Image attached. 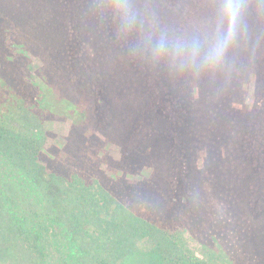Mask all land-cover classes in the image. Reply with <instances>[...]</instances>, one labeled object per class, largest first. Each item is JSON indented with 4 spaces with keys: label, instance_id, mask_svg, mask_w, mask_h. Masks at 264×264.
<instances>
[{
    "label": "trees",
    "instance_id": "1",
    "mask_svg": "<svg viewBox=\"0 0 264 264\" xmlns=\"http://www.w3.org/2000/svg\"><path fill=\"white\" fill-rule=\"evenodd\" d=\"M28 1L44 4L48 26L55 24L51 11L72 6L71 0ZM160 1L153 10L170 7L173 17H162L174 38L147 41L131 25L134 0L103 1L120 6L114 40H120L126 78L114 86L92 79L93 96L85 89L80 102L52 96L53 88L28 80V73L15 75L13 99L0 74V264H237L221 242L219 262L184 254L166 233L170 223L184 222L178 206L218 241L264 240V0H240L235 37L211 68L203 53L218 34L219 0H194L185 23L173 13L188 11L189 0ZM121 26L131 29L126 34ZM161 41L165 52L156 51ZM7 44L15 51L25 47ZM193 45L200 49L193 62L177 55V46L186 51ZM91 98L120 119V168L104 155V143H91ZM25 113L37 115L38 124L29 127ZM47 115L69 120L72 133L88 130L78 143L68 136L50 165L41 155L39 123ZM100 124L94 128L102 134ZM133 162L146 170L145 179L128 172ZM159 175L169 180L160 183ZM131 189L138 196L127 195ZM187 227L196 240H206Z\"/></svg>",
    "mask_w": 264,
    "mask_h": 264
},
{
    "label": "rangeland",
    "instance_id": "2",
    "mask_svg": "<svg viewBox=\"0 0 264 264\" xmlns=\"http://www.w3.org/2000/svg\"><path fill=\"white\" fill-rule=\"evenodd\" d=\"M103 1L71 0L70 5L72 6L67 9H61L62 6H60V12L51 11L55 24L48 26L50 24L45 20L50 18V14L45 11L46 7L43 3L39 7L32 5L28 0H0V74L7 81V85L13 89V99L18 88L15 83V75L23 77L28 73L30 75L28 80L44 88L48 86L53 88L52 96L53 93H56L58 98L69 97L74 103L80 102L85 89L89 95L93 96L94 92L91 88L95 82L92 79L103 82L106 78L104 83L110 82L109 85L114 86L115 83L126 78L121 73L125 61L120 54L122 48L120 40L119 42L114 40L115 37H119L117 34L118 31L120 32V25H122L121 14L116 13L120 10V6L117 5L116 8L115 5L120 3V0H114L117 3L112 9L110 6H105ZM134 1L138 8L136 7L133 12L135 16L131 15V25L136 27V33L141 39L147 41L146 38L166 36L170 25L165 23L162 14L166 13L165 17L172 18L170 7H163V11L158 8L157 12L153 8L157 6V3L163 6L160 0ZM189 1L190 3L186 6L188 11L185 9L181 13H173L178 19H184V23L193 11L189 7L194 0ZM198 1L208 3L211 0ZM106 2L109 5L112 0H106ZM128 11L129 8L123 10L124 13H128ZM69 21L74 23V28L68 24ZM110 22L114 23L112 32L107 29ZM60 25H62L61 28ZM121 28L123 33L131 29L127 26H121ZM176 32L179 33V30ZM170 35L174 38L172 34H168L166 37ZM7 40L16 43L22 42L25 47L16 49V51L9 49ZM5 47L7 48L5 49ZM108 71L112 73L109 74ZM117 92L120 94V91ZM96 101L97 99L91 98L88 102V105L93 104L90 107L94 120L87 128L92 131V137L96 139H92L91 143L94 144L97 141L101 144L104 143L106 145L103 149L104 155L112 164H118L114 166L120 168V141H122L120 137L123 135L120 132V119H114L110 112L104 109L105 106L102 108L95 106ZM25 114V120L29 127L38 124V118H35V116L38 117L37 115ZM98 116L102 117L101 121L97 120ZM110 120H113L112 124L104 123ZM39 123L40 129L45 133L44 154L41 155L47 165H50L51 159L57 156L60 149L66 144L68 136H73L78 143L83 141L84 136L88 133L87 129L85 131L79 129L72 133L69 120L51 115H47L45 120ZM95 124L96 126L100 124L106 132H102L103 135L95 132ZM86 131L87 133H85ZM136 165V162H133L131 171L128 170V172L136 176V180L147 177L146 170L140 169V172L135 168ZM122 178L130 180L125 172L122 173ZM164 179L169 180L165 175L157 177L160 183ZM132 194L138 196L139 192L131 189L127 193V195ZM176 211L184 213V222H181L182 224L180 222L170 223V226L166 227V233L178 242V245L183 248L184 254L195 256L204 261L219 262V252L223 249L222 243L225 247L224 251L230 252L229 257L231 260L235 259L237 264H264V240L261 238L260 240L248 238L242 245L234 240L218 241L212 236L205 235L202 227L204 223L198 220L199 218L191 216L187 207L178 206ZM262 225L264 226V220H262ZM187 226L195 228L197 235L203 233L200 236L206 240L203 243L196 240L190 234Z\"/></svg>",
    "mask_w": 264,
    "mask_h": 264
},
{
    "label": "clouds",
    "instance_id": "3",
    "mask_svg": "<svg viewBox=\"0 0 264 264\" xmlns=\"http://www.w3.org/2000/svg\"><path fill=\"white\" fill-rule=\"evenodd\" d=\"M242 9L240 0H219L217 9V36L212 39L203 53V63L208 67L218 65L235 37L236 29L241 17ZM177 55H183L188 62H193L200 55V49L197 45H193L186 51L179 46ZM157 52L167 51L163 41L158 44Z\"/></svg>",
    "mask_w": 264,
    "mask_h": 264
}]
</instances>
